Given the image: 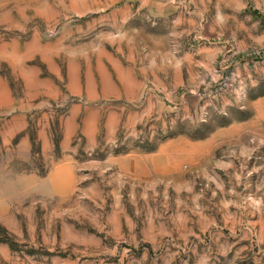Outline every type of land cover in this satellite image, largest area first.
<instances>
[{
    "label": "rangeland",
    "instance_id": "374dc122",
    "mask_svg": "<svg viewBox=\"0 0 264 264\" xmlns=\"http://www.w3.org/2000/svg\"><path fill=\"white\" fill-rule=\"evenodd\" d=\"M0 264H264V0H0Z\"/></svg>",
    "mask_w": 264,
    "mask_h": 264
}]
</instances>
